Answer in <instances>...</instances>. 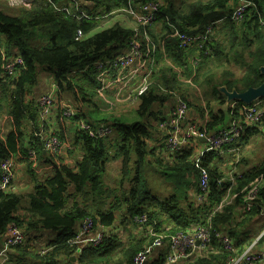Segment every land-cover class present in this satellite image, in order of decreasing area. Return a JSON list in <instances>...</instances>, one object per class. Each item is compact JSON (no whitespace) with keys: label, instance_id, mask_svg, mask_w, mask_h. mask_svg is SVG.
I'll return each mask as SVG.
<instances>
[{"label":"trees","instance_id":"1","mask_svg":"<svg viewBox=\"0 0 264 264\" xmlns=\"http://www.w3.org/2000/svg\"><path fill=\"white\" fill-rule=\"evenodd\" d=\"M55 1L58 2V0ZM110 1L112 5L107 3L105 6L107 12L114 8L113 11H124V13L125 10L138 8L144 3L158 1L164 3L160 11L161 15L156 22L157 33L155 35L150 32L152 40L148 28L147 32L151 46L155 50L156 47H162L165 51L170 67L165 68L163 82L158 78V75L150 78V82L153 79V83L140 96L138 107L140 116L154 120L157 123L164 121L166 115H164L161 106L170 101V94L167 91L164 92V89H169L170 92L182 96L187 101L190 94L189 89L182 87L184 82L185 84H194L196 88L203 85L208 87L210 95L217 100V106L222 110L226 97L219 92L221 85H218V82L216 85L211 84L214 68L209 64L214 62L224 77L233 78L232 73L222 68V63L226 61L230 49L234 50L233 54L235 56H241L240 61L237 60L234 63L239 67L246 68V71L241 79H234L223 84L229 91L235 89L238 93H241L249 88L259 87L264 81V75L260 72V67L264 65V25L260 22L264 21V0H246L252 5L247 10L249 12L244 16V19L246 17L244 22V19L239 22L227 19L240 0H197L190 3L187 13L176 11L173 0ZM86 14L90 15V12L87 11ZM24 15L27 17L26 19L5 15L0 10V71L3 57L10 59L19 55L24 61V66L18 69L15 77L11 78L4 74L8 81L9 93H11L10 98L7 100L8 110L6 114L10 132L3 137L0 131V163L4 159L15 158V156L22 158L24 161H30L31 144L29 143L26 149L24 147V122L30 119L35 130L38 111L36 110V104L30 106L26 103V96L38 80V68L52 70L55 74L57 90L60 94L59 122L61 129H63L65 117L64 110L61 107V95L71 92L78 115L85 117L84 106L92 103L93 99L98 96L102 88L100 77L108 72L107 70L96 69V63L126 53L123 50L127 49L131 34L118 26H114L106 31L89 36V33L96 29L97 24L94 22L96 20L77 21L53 10H35L30 13L24 12ZM220 20L223 21L218 28L217 23ZM208 26H211L212 31L211 40L206 43L210 53L205 54L204 47L202 51H199L197 66L200 64V69L203 71L200 74V69L196 66L191 69L188 62L190 53L197 51L193 47L181 48L178 39L175 37V32L181 35L196 36L204 33ZM224 27L229 29H225L227 32L226 41L222 42L221 29ZM78 29L84 34V38L81 41H74L73 36ZM246 29L253 33L251 36L254 38L252 43L254 52H248L247 58L244 59V53H239L236 48L240 47L241 43L246 46L251 44L249 39L251 36L249 38L240 36ZM38 36L41 39L38 40ZM226 42L230 49H228ZM143 45L142 43V47ZM174 69L181 73L183 83L179 81L180 77L174 72ZM168 74L169 77H166ZM205 77L208 79L206 80ZM187 78L191 79V83ZM0 82H3L2 79H0ZM260 100H264V98L257 101ZM232 103H238L240 106L243 104L238 101H231L229 104ZM187 104L189 108L191 105L195 107L194 104L188 102ZM93 105L95 104L93 103ZM156 107L158 110L155 109ZM227 111L231 117L237 119L238 114L233 112L231 107L228 110L224 109L221 111V117L218 118L216 115L210 117L205 124L207 132L214 131L213 129L218 126H226L222 115ZM83 121L95 127L100 126L94 122ZM112 124L120 132L123 140L121 146L116 148V156H114V158H122L121 176L124 180H121L120 183L122 184L125 177L129 176V157L130 152L134 151L136 156L139 157L137 162L140 165L139 170L144 166L143 161L150 162L146 158L152 157L153 161L149 164L155 163L158 165L164 175L167 171H170L176 189L175 192L160 202L155 197L150 196L147 184L136 176L126 181L128 185H131L130 190L124 192L125 194L121 193V198L118 197L115 192L116 189L108 190L103 185L106 164L110 159H113L110 158V149L107 147L106 139H90L84 132L77 129L75 136L80 140L81 148L85 153L83 161L79 165V172L76 173L68 167L53 162L51 167L54 169L51 177L38 182L35 180L36 175L31 173L32 179L35 180L33 194L22 195L0 191V236L7 233L9 227L19 228L25 234L31 232L50 234L52 240H47L46 243L53 247V250L44 256L38 255V258L41 263L58 264L57 262L61 259L69 262L73 256L74 251L67 246L66 241L74 235L78 222L82 219L91 218L96 226L109 228L111 231L118 226H124V230H130L129 224L133 223L134 218L147 214L149 221L158 222L159 216H161L166 222L175 223V227L168 232L162 231L161 226L156 224L157 233L168 235L177 232L191 233L198 223L202 224L209 230L210 246L214 249L217 248L215 249L216 253H210L215 254L211 255L213 264L219 261V264H226L227 255L223 254L221 245L215 239V234L227 235L233 239L234 221L242 216L241 214H246L249 217L263 213L264 153L259 159L258 167L245 170L242 169L241 162L234 165L233 170L240 173V177L235 176L236 183L233 185L232 182L224 179L225 175L218 171L216 160L219 157H216L215 153L206 152L197 165L190 162L192 150L184 152L182 156L176 157L171 163H164L159 156H155L156 151H151L147 144L153 129L151 124L142 122L124 124L116 121H113ZM260 124L259 127L242 124V134L245 131L246 135L247 133L256 135L258 132L259 135L262 134L261 128L264 127V118ZM62 135V133L57 135L60 141L63 140ZM31 141H34L33 137ZM42 147V142L37 141L34 148L37 154L34 159L46 158L47 160ZM51 158L53 159L54 156H51ZM205 170L208 172L209 183L206 191L208 192L206 201L210 203V206L221 202L225 206L221 212L210 217L209 222L205 221L204 223L201 222L202 212H206L207 208L203 207L206 204L204 205L198 201V197L204 194L199 189L198 181L201 177L200 172ZM255 180H260L263 185L255 203H253V208L248 212L244 207L246 188ZM187 188H189V191L186 193ZM111 196L115 200L108 204L107 201ZM224 197H229L230 200L222 201V199H225ZM25 199L27 200V207L24 208L21 204ZM122 207L125 209L120 214L118 210ZM237 209L241 214L237 212ZM21 210L24 215H17ZM133 224L137 227L138 231L136 233L142 240H132L131 243L122 247L121 256L126 264H134V256L153 244V238L150 240L144 239L137 224ZM119 248L120 242H118L115 235H107L101 245L83 250L82 254L76 259L80 264L107 263ZM191 261H193V264L212 263L205 257L196 259L195 255H191L186 263ZM148 262L152 264V260L148 259ZM153 263L163 264V261Z\"/></svg>","mask_w":264,"mask_h":264},{"label":"crops","instance_id":"2","mask_svg":"<svg viewBox=\"0 0 264 264\" xmlns=\"http://www.w3.org/2000/svg\"><path fill=\"white\" fill-rule=\"evenodd\" d=\"M3 1V0H2ZM174 1V7L175 10L178 12H185L187 13L188 7L190 3H186L185 0H173ZM195 2V1H194ZM4 3V1H3ZM110 3L112 5V2L110 0H82V8L84 12L87 13L90 12V15L95 16L93 17L94 21L97 26L96 29L93 32L89 33V36L101 32L106 31L109 28H112L114 26L120 27L124 31H128L132 35V30L135 26L133 19L124 13V11H113L114 8H111L109 12L106 11V4ZM42 10H51L50 8H43ZM20 15H11L15 17H20L26 19L27 17L24 15V12L20 11ZM149 35L152 40V35L150 32L154 33L156 35L158 27L155 24H152L147 27ZM159 39V36L157 37ZM143 47L142 50L144 57L140 61H137L133 63L131 66L127 67L126 70L118 74L116 77H103L101 81V89L99 91L98 96L95 99L94 104L91 106H85L83 108L85 117L82 115H78V111L75 109V102L73 98V94L65 93L61 95V106L67 105L75 112V116L71 118V120L67 121L65 119L63 124V129H61L60 122H59V114L58 111L60 108L59 104V92L57 88V83L55 81V74L51 70H47L45 68H38V80L37 82L30 88L28 95L26 96V103L30 106H33V104H36V101L46 95H53L56 96L57 100L52 107L51 115L48 117L47 122L48 124H44V130H53L56 135H60L61 133L63 140L61 141V149L59 153L50 155L45 154L47 156L44 159H34L29 158L30 161H24L22 158H19L18 156H15V158L12 157V166H13V183L12 188H14L12 191H8L9 193H18L22 195H28L33 194L34 192V182L37 180L38 182H41L42 180L49 178L53 175V169L51 167V164L57 163L58 165L68 167L71 169V171L79 172V165L83 161V158L85 156L84 150L81 148L80 140L76 138L75 132L76 127L74 125L75 120H86L87 122H94L97 125H100L105 128H110L111 132L108 135V138L106 140L107 147H109L110 152L115 151L117 147L121 146L123 140L121 137V134L119 131H117L116 128H114L112 122L116 121L119 123L129 124V123H138L142 122L144 124H151L153 127L152 133L150 134L147 144L150 147L151 151H156L155 156H159L164 154V137L161 134L157 122H154V120H151L149 118H145L143 116H140L139 114V105H140V96H138L140 88L144 85L146 76L150 70L153 71V75H158V78L161 79V81H164L163 74L166 72L165 68L168 67L166 63L169 61L165 51H163L162 47H156V52L152 51V46L149 40L143 41ZM154 45V44H152ZM35 46V45H34ZM155 46V45H154ZM192 48V47H190ZM192 50V49H190ZM123 50V52H125ZM194 51L190 53L189 58H191L194 54ZM199 57L192 63H190V60H188L189 65L191 69H193V66L197 67ZM210 65V64H209ZM201 66V65H200ZM200 66L198 69H200ZM2 71V70H1ZM0 71V79H2L3 82H0V95H3L2 98H0V131L2 136H6L7 133H9V127H8V120L6 118L8 105L7 100L9 99V89L7 86V80L3 73ZM202 71V69H200ZM219 72L222 74V72L217 69H213V72ZM168 73V72H167ZM151 76V77H152ZM166 76V75H165ZM169 77V74L168 76ZM188 79V78H187ZM191 83V79H188ZM183 83V81L179 80ZM149 86L153 83V79L149 80ZM229 83L227 80H223L221 85ZM148 86V87H149ZM191 87H194L192 85ZM10 88V87H9ZM163 92V91H162ZM199 92V90H198ZM200 94V92H199ZM201 101L206 102L204 99L201 100L198 106L195 105L193 107L192 105L189 108L188 117L189 120L192 123L197 124L198 126L203 127L210 119L212 115H216L218 118L221 117V111L224 109H227L231 106L226 101L224 102V107L218 108V109H212L208 110L207 107L203 108L201 107ZM264 102V100H261ZM164 105V104H163ZM230 105V106H229ZM200 107V109H199ZM162 108V106H161ZM155 109L158 110L156 107ZM169 101L166 102V109H162L164 112V115L169 113ZM220 111V113H219ZM223 120L226 124L230 122L231 120H234L235 118L231 117L230 114L227 112L223 113ZM237 118V117H236ZM37 125H36V131L34 130L33 123L30 119H27L24 122V130H25V136H24V147H28V144L32 140L33 135L40 131V119L38 114L37 119ZM97 122V123H96ZM65 125V126H64ZM242 125V124H241ZM222 127L218 126L217 128L213 130L220 129ZM64 130V131H63ZM63 131V132H62ZM264 127L261 128V133L258 134H250L246 131L242 134V137L234 138L232 143H229L226 145L221 151L217 152L215 154L216 157H219L217 159V169L220 173L225 175V180H230L228 176H231L234 174L236 176V172H234V165L236 163L241 162L242 169L250 170L255 167L259 166V159L264 153ZM257 143L260 144V149L256 151L255 153H252V149L250 150V144L249 143ZM200 147L201 151H205L207 148V145L205 142H202ZM37 154V153H36ZM51 156H54L52 159ZM35 157V156H34ZM153 158H155L153 156ZM149 159V163L153 161L152 157L146 158V160ZM119 162V165L121 163L120 160H112L106 164V172L104 176V182L107 185V188H119V194L116 190V194L118 197L121 198V193L125 194L124 192H128L130 190L131 185H128V182L126 184L121 185L120 183V174L115 175L116 169L112 168L114 167V163ZM228 171V172H227ZM36 175L35 180L32 179V174ZM114 177L115 182L111 184V181ZM232 178V177H231ZM108 189V190H109ZM149 190V189H148ZM191 190V189H190ZM1 191V190H0ZM189 191V189H188ZM150 192V191H149ZM151 194V193H150ZM226 195V194H225ZM124 196V195H123ZM152 197V195H150ZM161 198H167V195L165 193L162 194ZM225 198V197H224ZM115 199L113 196L108 199L107 203L110 204ZM163 200V199H160ZM230 198L222 199V201H229ZM122 199L120 200V202ZM159 201V200H158ZM162 202V201H160ZM150 205V203H149ZM148 205V206H149ZM21 206L24 208L27 207V200L25 199ZM123 206V205H122ZM157 206V205H156ZM158 207V206H157ZM124 207L120 208L118 210V213H122L124 211ZM158 211V210H157ZM237 212L239 214L240 211L237 209ZM19 216H23L24 212L21 210L17 213ZM242 216L238 217L234 221V227L235 230L232 231L233 239L236 242L239 251H246L249 250L252 254H259L264 250V211L260 215H253V216H247L246 214H241ZM247 216V217H246ZM157 222V221H155ZM157 224L161 226L162 231H169L170 229L175 227L174 222H166L165 219L161 216H159ZM9 229V228H8ZM8 229L6 232H8ZM124 232L127 234L128 238L127 240H133V241H140L142 238L140 236L135 237L132 229L131 230H124ZM7 238V233H5L3 236H0V250L2 249V244ZM136 239V240H135ZM31 242L28 244L19 245L17 248H14L7 252L6 255H0V264H4L6 261L8 264H40V259L38 258V254L36 255L34 253V247H30ZM131 243V242H130ZM127 245V244H126ZM125 246V244H121L120 248L117 250L116 254H121L122 247ZM149 252H148V259L153 262L156 261H164V255H165V248L161 247H155L153 245H150ZM210 253H216L215 249L210 247L207 251H203L201 249H197L194 251L193 255H195L197 258H207L208 261L212 262L213 257ZM115 257V256H114ZM9 258V259H8ZM74 257L70 258V261L67 262V264H78L77 259ZM185 262H181L178 264H183ZM219 262L214 264H219ZM213 264V262L211 263ZM257 264H264V256L262 260Z\"/></svg>","mask_w":264,"mask_h":264},{"label":"built area","instance_id":"3","mask_svg":"<svg viewBox=\"0 0 264 264\" xmlns=\"http://www.w3.org/2000/svg\"><path fill=\"white\" fill-rule=\"evenodd\" d=\"M9 9H17L26 13L33 12L35 10H42L43 8H50L51 10L65 15L67 18H71L77 21L94 20L93 17L86 14L82 8V0H3ZM252 4L246 0H240L237 7L227 17L230 21L239 22L244 19V16L249 12L248 8ZM164 3L150 2L144 3L138 8H129L125 10L134 21V28L132 35L128 39V47L126 53L117 57L104 60L103 62L96 63L95 67L98 70H107L100 77V82L103 77H116L118 74L127 69L133 63L143 59L144 54L141 51L142 43L144 40H149L147 27L156 23L160 11L163 8ZM223 20H220L217 25H220ZM212 31L211 26L206 27L205 32L196 36H190L187 34L181 35L175 32V37L178 39L181 48L193 47L197 50L202 51L204 47V53L209 54L210 50L206 43L211 40ZM84 38L81 30H76L73 36L74 41H81ZM150 42V41H149ZM155 50L154 47H152ZM154 52V51H153ZM1 70L2 73L11 78L15 77L20 67L24 66V61L21 56L16 55L10 59L3 57ZM179 72V71H178ZM153 75V71L150 70L146 76L144 85L140 88L138 96H141L148 90L149 80ZM181 81V73L179 72ZM184 82V81H183ZM170 94V106L169 113L164 121L158 124L159 130L164 137V154L160 155V159L164 163H171L178 156H182L184 152L192 150L190 162L198 164L202 156L206 152H217L221 151L226 145L232 143L234 138H238L242 135L243 127L241 124L248 125L250 127H259L261 120L264 118V102L255 101L250 105L240 106L238 103L231 104V110L237 112V119L231 120L220 129L212 132H207L205 125L203 127L192 123L189 120L188 113L189 107L187 101L182 96L168 91ZM57 98L53 95H46L40 97L36 101V110L39 114L41 122L40 131H37L34 135V141H31V150L29 151L30 158L36 156L35 145L37 141L42 142L44 152L50 155L59 153L61 147V141L53 130H44V124H48L47 119L51 115L52 107L54 106ZM64 110V117L67 121L71 120L75 116L74 110L67 105H62ZM74 125L76 129L84 132L90 139L91 138H108L111 129L105 127H95L89 125L83 120H75ZM205 142L207 148L205 151H201V143ZM12 158L4 159L0 163V190L4 192H10L12 188L14 173L12 166ZM201 177L198 181L199 189L204 193L198 197V201L203 203L206 212H202L201 222H209L210 217L222 211L225 204L219 203L210 206V203L206 201L208 195L207 189L208 183V172L202 171ZM237 178L240 177V173H236ZM235 178V176H234ZM234 178H231L230 182L233 185L236 183ZM263 183L260 180H255L247 188V192L244 198V207L246 211H250L253 208L258 193ZM8 192V193H9ZM262 214V213H261ZM133 223H136L139 227L143 238L150 240L153 238V246L165 248L166 252L163 258V264H178L185 262L193 255L194 251L201 249L207 251L211 246V239L209 237L208 228L198 223L197 227L193 229L191 233L177 232L174 234H163L157 233L155 226L157 222L149 221L147 214H142L139 217L133 219ZM200 224V225H199ZM168 232V231H167ZM106 229L101 226H96L91 218H84L78 222V227L74 235L69 238L66 243L74 252V258H78L83 250L88 248H94L103 243L106 238ZM47 239L45 240L44 246L39 252V256H44L53 250V247L49 246L46 241H51L50 234L44 233ZM44 239V238H43ZM215 239L219 242L222 248L223 254L227 255L226 264H257L260 259L264 256V250L259 254H252L249 250L239 251L236 242L228 237L227 235L215 234ZM27 240V235L19 228L9 227L7 232V238L3 242L0 255H6L7 252L13 248L23 245ZM149 248L142 252L137 253L134 258V264H144L148 261ZM4 264H8L6 261ZM40 264H49L41 263Z\"/></svg>","mask_w":264,"mask_h":264},{"label":"rangeland","instance_id":"4","mask_svg":"<svg viewBox=\"0 0 264 264\" xmlns=\"http://www.w3.org/2000/svg\"><path fill=\"white\" fill-rule=\"evenodd\" d=\"M194 1H197V0H185L186 3H189V2H194ZM0 10L5 14V15H8V16H11V15H20V10H17V9H9L7 7V5L5 3H3L2 0H0ZM246 19V17H245ZM245 19L243 20V22L245 21ZM247 21V20H246ZM262 23H264V21H260ZM254 25V23H253ZM221 26L218 25L217 27L219 28ZM228 30L229 28L228 27H224L223 29H221V38H222V42L223 41H226V30ZM252 31L246 29V31L240 35L241 37H247L249 38L251 35H252ZM37 39H41L40 36L37 37ZM251 40V44H249L248 46L244 45L243 43L240 44V47L236 48L237 51L240 53V52H243L244 55H243V58L245 59V57L247 58V55H248V52H254V48H253V36H251L249 38ZM227 43V42H226ZM228 45V43H227ZM197 52H194L193 56L191 58H189L190 60V63L194 62L197 58H198V55H199V51L200 50H197L196 48H194ZM228 49H230L229 45H228ZM154 52H156L154 49H153ZM234 50L233 49H230V53L229 55L227 56L226 58V61H224L222 63V68H224L225 70H227L229 73H232L233 74V78H230V77H227L217 71L215 72H212V80H211V84L212 85H216L217 82H218V85H221L222 81L223 80H227L229 82H231L232 80L234 79H241V77L243 76L244 72L246 71V68H242L241 66L239 67L238 65H236L234 62H236L237 60L240 61L241 59V56H235L234 54ZM241 63V62H240ZM239 63V64H240ZM166 65L168 67H170V63L169 61L166 63ZM200 65V64H199ZM199 65L197 66V68L199 67ZM215 70H217V66L214 64V62H212L210 64ZM221 71V70H220ZM174 72L177 73V75L179 76V72L177 69H174ZM200 74L203 73V71H199ZM196 76V75H194ZM205 79L207 80L208 78L205 77ZM184 85H182L183 88L185 89H189V94H190V97L187 98V102L189 104H194L196 106L199 105L200 103V98L201 100H205L206 102H202L201 101V107H207V109L210 111L212 109H218L219 106H217V100L212 97L210 95V91H209V88L206 87L205 85L203 86H199L198 88H193L191 87L192 85L190 84H185V82L183 83ZM208 84V83H206ZM194 85V84H193ZM195 86V85H194ZM221 88L222 87H225L224 85H221L220 86ZM240 87V86H239ZM227 88V87H226ZM200 94H199V92ZM228 90V88H227ZM165 91H170L169 89H164V92ZM3 95H0V98H2ZM9 98H10V94H9ZM95 99H93V102L92 103H88V105H85V106H91L93 105V103L95 102ZM170 101H169V106H170ZM84 106V107H85ZM162 109H166V102L164 103V105L162 106ZM200 109V107H199ZM107 140V138H106ZM250 144V150L252 149V153H255L256 151H258L260 148V144H257V143H249ZM123 152V151H122ZM115 151H111L110 152V158H113V159H110V161L112 160H120L122 162V158H118V157H115ZM129 167H130V172H129V176L125 177V181H123V183L121 185H124L126 184V181H129L131 178H134V177H139L141 178L145 184H147V187L152 195V197L159 201H163L164 199L166 198H161L162 197V194L165 193L167 195V198L168 196H170L171 194H173L175 192V187L173 185V180H172V177H171V172L170 171H167V173L164 175L163 171L160 169V167L158 165H156L155 163H152V164H149V162L147 161H143L144 162V166L141 170H139V167L140 165L137 163L138 160H139V157L136 156L135 152L134 151H131L130 152V157H129ZM109 161V162H110ZM149 161V159H148ZM114 167L112 168H115L116 169V174H120V180H124L122 178V166H121V163L119 165V162H116L114 163L113 165ZM139 170V171H138ZM228 172V171H227ZM103 176V175H102ZM105 176V175H104ZM230 179L231 177L234 178V175H231V176H228ZM115 180H114V177L111 181V184L114 183ZM103 185L106 186L107 188V185L105 184L104 182V178H103ZM121 187V186H120ZM119 188H116V190L118 191L117 194H119ZM109 189V188H108ZM111 189H115V188H111ZM188 189L186 190V193L188 192ZM116 192V191H115ZM118 196V195H117ZM160 199H163V200H160ZM229 204H232V203H229ZM130 226V230L132 229L135 237H137V227L134 226L133 223L129 224ZM124 226H118L116 229H113L111 231V229L109 228H105L106 229V232H107V235H115L116 239L118 240V242H120V246L121 244H129L131 242V240H127L126 242H124L128 236L127 234L124 232ZM44 233H27V240L24 244H28L29 242H31L30 244V247H34V253L37 255L39 254L41 248L44 246V243L47 239L46 235H43ZM44 238V239H43ZM217 249V248H215ZM115 256V257H114ZM9 259V258H8ZM262 260V259H261ZM58 264H67L65 262V260H59L57 262ZM78 264H80L78 262ZM98 264H126L125 261H123V258L121 256V254H114L111 259L108 260L107 263H98ZM183 264H193V261L189 262V263H183Z\"/></svg>","mask_w":264,"mask_h":264},{"label":"water","instance_id":"5","mask_svg":"<svg viewBox=\"0 0 264 264\" xmlns=\"http://www.w3.org/2000/svg\"><path fill=\"white\" fill-rule=\"evenodd\" d=\"M264 25V23H262ZM260 72L264 75V65L260 67ZM220 93H223L226 97V101L230 103L231 101H238L244 105H250L251 103L264 98V81L257 88H249L244 92L238 93L235 89L232 91L227 90L226 87L219 89ZM74 261V258L71 259ZM144 264H150V262H145Z\"/></svg>","mask_w":264,"mask_h":264}]
</instances>
